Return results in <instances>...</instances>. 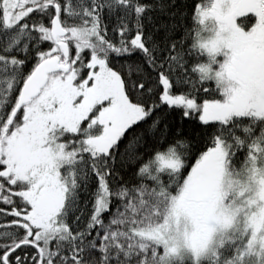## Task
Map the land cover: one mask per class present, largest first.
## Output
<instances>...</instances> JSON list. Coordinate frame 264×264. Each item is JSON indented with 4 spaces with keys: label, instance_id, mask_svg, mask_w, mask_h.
Returning a JSON list of instances; mask_svg holds the SVG:
<instances>
[{
    "label": "trees",
    "instance_id": "obj_1",
    "mask_svg": "<svg viewBox=\"0 0 264 264\" xmlns=\"http://www.w3.org/2000/svg\"><path fill=\"white\" fill-rule=\"evenodd\" d=\"M5 1L0 0V145L20 123L26 105L12 123L8 119L24 79L41 60L61 54L58 40L50 36L55 5L67 31L66 73H75L78 82L93 58L102 61L141 114L103 151L81 145L89 136L87 128L97 130L89 125L90 116L71 134L57 136L78 161H70V175L60 168L68 189L59 213L43 221V229L32 221L31 177L9 171L0 152V264H51L53 255L63 264H159L160 246L140 239L135 230L163 219L160 212L167 211L199 153L220 140L232 174L243 177L253 165L264 166V116L206 121L197 111L160 97L163 78L170 93L198 103L222 98L213 78L200 69L212 58L198 42L202 30L197 12L209 0H35L20 12L17 8L10 24L4 19ZM253 22L236 23L247 30ZM56 74L64 76L50 75ZM168 151L180 158L181 168L157 166L155 157ZM97 192L102 196L99 208ZM242 240L234 236L209 257L169 264H244L239 257Z\"/></svg>",
    "mask_w": 264,
    "mask_h": 264
},
{
    "label": "rangeland",
    "instance_id": "obj_2",
    "mask_svg": "<svg viewBox=\"0 0 264 264\" xmlns=\"http://www.w3.org/2000/svg\"><path fill=\"white\" fill-rule=\"evenodd\" d=\"M33 1L6 0L5 22H13L16 9L20 12ZM258 11L248 31L236 24L232 6L226 7L223 0H209L200 8L197 20L202 34L198 42L212 57L200 65V69L213 78L223 96L198 103L170 93L162 78L161 100L169 105H180L185 111L195 110L206 121H225L244 115L263 117L264 82L258 78L244 82L227 73V61L232 55L240 51L249 54L264 50V10L259 7ZM235 38H238L236 42ZM239 40L242 42L238 43ZM140 114V106L124 98L115 73L102 61L93 58L86 77L78 82L73 72L64 76L50 75L39 94L26 104L20 123L8 131L0 145L7 169L20 178L32 179L33 193L29 196L32 221L43 229V221H52L57 216L68 189L60 179V168L70 175L71 162L74 165L78 161L57 139L59 134H71L79 121L90 116L89 125L97 130L92 133L87 128L85 132L89 136L81 145L85 150L103 151ZM216 152L222 155L214 164L210 196L202 204L188 201V191L194 186L202 163ZM252 158L254 162L257 160V157ZM155 160L158 167L169 170L182 166L180 158L169 151L158 154ZM253 166L246 176L232 174L227 165V149L220 140L198 154L177 193L171 197L167 211L160 212L165 214L163 219L135 230L140 239L160 246L159 264H169L173 259L196 261L209 257L225 239L234 236L243 239L240 261L264 264V166ZM96 194V207L99 208L102 196L101 192ZM136 209L140 210L141 205ZM150 211L158 214V210ZM51 258V264H63L55 255Z\"/></svg>",
    "mask_w": 264,
    "mask_h": 264
},
{
    "label": "water",
    "instance_id": "obj_3",
    "mask_svg": "<svg viewBox=\"0 0 264 264\" xmlns=\"http://www.w3.org/2000/svg\"><path fill=\"white\" fill-rule=\"evenodd\" d=\"M55 15L51 20L50 35L52 39H59L58 47L61 52L62 59L65 61L68 59L69 49L64 39L66 30L61 26L58 15L57 6L55 5ZM60 61L58 55L50 56L41 60L31 70L28 76L23 81L17 102L12 110L8 124L12 123L18 110L28 104L35 96H37L42 87L47 82L48 76L55 72L66 73L69 69L68 65ZM220 152H216L208 156L203 162L200 170L199 177L196 179V184L189 190L187 199L195 203H203L208 199L212 191L213 185V173L215 171L214 163L221 157Z\"/></svg>",
    "mask_w": 264,
    "mask_h": 264
},
{
    "label": "flooded vegetation",
    "instance_id": "obj_4",
    "mask_svg": "<svg viewBox=\"0 0 264 264\" xmlns=\"http://www.w3.org/2000/svg\"><path fill=\"white\" fill-rule=\"evenodd\" d=\"M223 3L226 7L227 5L232 6L235 22L237 19L253 18L255 20V16L259 12L258 8L261 7L264 10V0H223ZM262 14L264 16V11ZM222 21L226 23L227 20L223 19ZM237 40L238 38H235V42ZM241 42L242 40H239L238 43ZM227 63L229 76L237 77L244 82L251 81L252 78H258L264 82V50L249 54L240 51L238 54L232 55Z\"/></svg>",
    "mask_w": 264,
    "mask_h": 264
},
{
    "label": "bare ground",
    "instance_id": "obj_5",
    "mask_svg": "<svg viewBox=\"0 0 264 264\" xmlns=\"http://www.w3.org/2000/svg\"><path fill=\"white\" fill-rule=\"evenodd\" d=\"M20 91V90H19ZM18 95H19V93H18ZM17 98H18V96H17Z\"/></svg>",
    "mask_w": 264,
    "mask_h": 264
}]
</instances>
